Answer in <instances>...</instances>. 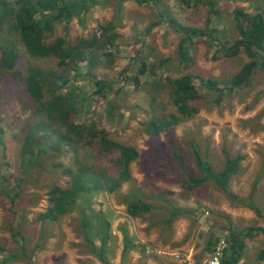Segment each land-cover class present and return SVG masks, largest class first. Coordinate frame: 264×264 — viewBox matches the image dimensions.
I'll use <instances>...</instances> for the list:
<instances>
[{"label": "rangeland", "instance_id": "rangeland-1", "mask_svg": "<svg viewBox=\"0 0 264 264\" xmlns=\"http://www.w3.org/2000/svg\"><path fill=\"white\" fill-rule=\"evenodd\" d=\"M97 1L82 12L81 21L76 16L56 22L47 40L61 36L67 42H76L80 37H89L97 23L114 18L119 34L117 47L113 48L114 61L109 64L101 57L92 70L94 76L85 74L74 82L86 93L89 104L75 119L101 123L111 139L138 150L139 159L130 163L131 178L121 185L120 191L126 192L131 181H136L142 185L143 200L153 208L139 217H130L125 206L118 203V194L89 190L80 191L57 221L37 219V214L47 206L50 187L71 186V176L63 169L68 167L76 172L78 164L71 152H65L59 158L62 167H32L24 172L20 131L22 125L30 123L31 112L24 110L27 97L22 75L28 66L43 70L58 67L52 57L32 58L20 53L15 67L0 74V124L4 130L0 177L7 176L9 186L20 191L13 205L0 194V264L4 259L5 264H202L219 236L225 237L222 263L223 259L233 257L235 264H264V255H259L264 250V233L257 231L264 228V69L257 71L249 85L225 91L219 105L213 102L214 91L205 88L209 78L217 79L218 86L225 87L249 60L242 51L225 57L218 47L220 42L238 38L233 9L242 6L246 13H252L255 8H264V0H215L212 7L203 2L184 7L179 0H162V6L179 24L201 29V34L185 44L187 66L179 65L176 59L183 34L167 20L158 22L157 5L124 0L115 19L118 0ZM104 2L107 4L103 5ZM0 33V51L8 43L12 44L9 48H20L13 32ZM84 65L83 62L82 70L86 73ZM186 73L199 90L200 96L195 100L198 112L176 125L170 141L165 133L150 139L144 122L153 111L161 115L173 110L166 78ZM95 79L107 83L102 97L94 94ZM110 101L116 104L115 121L105 116L106 103ZM191 139L216 170L224 166L226 154L241 156L227 185L243 199L252 192L251 203L260 209L261 215L232 200L212 182L186 190L175 181L179 176L185 177L186 172L200 173L189 145ZM172 145L186 165L179 175ZM96 149L95 144L82 145L79 162L115 173L111 159L116 153L97 155ZM20 178L24 181L16 188L15 182ZM156 193L161 197H155ZM164 199L191 211L174 219L169 230L158 222L165 215ZM149 218L157 224L150 225ZM19 225L21 232L17 234ZM212 234L213 244L207 250ZM147 246L152 249L149 253L145 252Z\"/></svg>", "mask_w": 264, "mask_h": 264}, {"label": "trees", "instance_id": "trees-1", "mask_svg": "<svg viewBox=\"0 0 264 264\" xmlns=\"http://www.w3.org/2000/svg\"><path fill=\"white\" fill-rule=\"evenodd\" d=\"M118 0L115 7V19L121 13L122 2ZM252 1V0H246ZM140 4L152 3L157 5L158 22L167 20V23L175 30L182 32L183 36L178 42V64L187 66L189 59L185 51V44L191 37L201 34V29L181 25L162 6V0H136ZM184 7L190 4L203 2L209 7L214 6L215 0H179ZM97 0H0V32L7 30L13 32L18 38L21 46L9 48L11 43L3 46L0 51V74L4 75L15 67L20 53H25L32 58H49L56 61L54 70H43L33 65L25 67L22 80L25 82L26 101L24 110H30V123L21 127V165L25 173L32 167L56 169L63 166L59 160L65 152H71L73 159L78 164V170L65 167L63 170L71 176V186L61 187L53 185L47 192V206L37 214V219L43 221H57L68 211L80 191L104 190L109 193L118 194V203L125 206L126 213L130 217H139L149 212L153 205L142 198V185L131 181L130 187L124 193L120 191L121 185L131 178L130 163L138 160L140 153L129 144L115 141L109 137L108 131L101 123L88 120H76L79 113H84L89 104L88 97L81 87L74 82L83 78L85 74L93 75L92 70L99 63L101 57L110 64L114 61L113 48L117 47L119 34L115 31V20L109 19L99 22L96 30L89 37H80L76 42H67L64 37H56L47 40L53 31L56 22L69 21L74 17L82 20V12L88 10ZM106 5L107 3H102ZM264 8H255L252 13H246L242 6L233 9V21L238 30V38L232 42L223 41L219 43L218 52L225 57H233L243 52L249 60L242 64L239 70L230 78L228 85L219 87L217 79L209 78L205 88L214 91L213 102L219 105L226 92L234 88L249 85L258 70L264 69ZM210 23V19L208 20ZM1 36V33H0ZM112 56V57H111ZM85 63L82 70V63ZM55 71V72H54ZM143 70H139V74ZM136 80V77H135ZM170 88V103L173 106L171 112L158 115L154 111L149 119L144 122L145 130L150 139L157 138L162 133L167 135L168 140L173 136V131L181 122L193 117L199 110L195 100L200 96L191 75L188 73L175 78H166ZM94 94L104 96L107 83L101 79L94 80ZM110 86V85H109ZM155 103L154 100H152ZM115 103H106V118L115 121L113 108ZM121 114L117 115L120 118ZM102 126H101V125ZM4 130L0 124V144L3 145ZM172 141V140H171ZM173 142V141H172ZM174 143V142H173ZM96 145L97 155H110L116 153L111 159L115 164V173L109 174L107 168L86 165L79 162V149L82 145ZM196 159L197 168L200 173L186 172V176L175 178L181 187L192 190L204 182H212L218 189L224 191L232 200L242 203L253 209L257 215H261L258 207L252 205V192L246 199L233 193L228 187V180L236 171L241 156L239 154L231 157L225 155L224 166L216 170L211 163L202 157L194 140L189 143ZM172 145L173 159L177 161L179 175L184 172L185 163L178 149ZM166 152H164L165 154ZM167 156V155H166ZM179 162V163H178ZM158 163V166H162ZM166 166L165 163H163ZM112 167V166H111ZM110 167V169H111ZM24 179L15 182L16 188L20 187ZM90 182V184H89ZM0 194H2L11 205L15 204V198H19L20 191H14L9 186V180L4 175L0 177ZM155 197H161L156 193ZM165 215L158 221L169 230L171 222L177 217L191 213L189 209L180 208L165 200ZM161 207V206H160ZM159 207V208H160ZM163 207V206H162ZM82 220H84L81 217ZM196 220V219H194ZM150 225L157 221L149 218ZM20 226V225H19ZM21 227L16 230L20 234ZM258 232L264 233V228ZM213 234L208 239L206 247L210 250L213 244ZM3 248L0 245V251ZM3 252V251H2ZM0 252V253H2ZM264 255V250L259 251ZM4 259L2 264H5ZM233 257L223 259V264H235Z\"/></svg>", "mask_w": 264, "mask_h": 264}, {"label": "built area", "instance_id": "built-area-1", "mask_svg": "<svg viewBox=\"0 0 264 264\" xmlns=\"http://www.w3.org/2000/svg\"><path fill=\"white\" fill-rule=\"evenodd\" d=\"M225 248V237L219 236L214 243L211 251V255L208 259L204 260L202 264H223L222 263V256L224 254ZM152 249L150 247H145V252L149 253Z\"/></svg>", "mask_w": 264, "mask_h": 264}]
</instances>
